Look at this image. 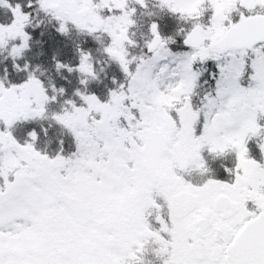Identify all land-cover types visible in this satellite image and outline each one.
<instances>
[{
	"label": "snow or ice",
	"instance_id": "snow-or-ice-1",
	"mask_svg": "<svg viewBox=\"0 0 264 264\" xmlns=\"http://www.w3.org/2000/svg\"><path fill=\"white\" fill-rule=\"evenodd\" d=\"M0 264H264V0H0Z\"/></svg>",
	"mask_w": 264,
	"mask_h": 264
}]
</instances>
